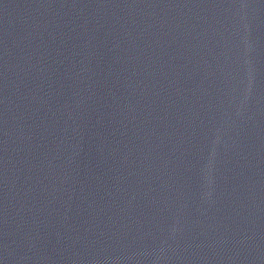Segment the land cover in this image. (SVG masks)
Returning <instances> with one entry per match:
<instances>
[{
  "label": "water",
  "instance_id": "obj_1",
  "mask_svg": "<svg viewBox=\"0 0 264 264\" xmlns=\"http://www.w3.org/2000/svg\"><path fill=\"white\" fill-rule=\"evenodd\" d=\"M0 264H264V0H0Z\"/></svg>",
  "mask_w": 264,
  "mask_h": 264
}]
</instances>
